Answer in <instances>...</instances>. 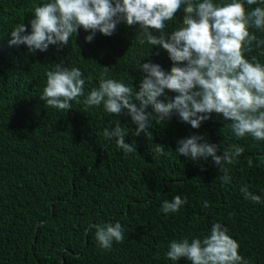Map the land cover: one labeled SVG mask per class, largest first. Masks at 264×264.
Returning a JSON list of instances; mask_svg holds the SVG:
<instances>
[{
	"label": "trees",
	"instance_id": "16d2710c",
	"mask_svg": "<svg viewBox=\"0 0 264 264\" xmlns=\"http://www.w3.org/2000/svg\"><path fill=\"white\" fill-rule=\"evenodd\" d=\"M46 2L0 0V264H190L167 258L170 242L203 239L214 223L228 229L248 264H264V141L237 139L215 113L199 129L176 115L169 122L152 119V136L137 137L126 111L117 117L102 105L86 109L75 101L69 111L46 106L40 100L45 73L56 64L80 69L85 96L102 74L138 91L144 75L139 64H158L166 72L172 67L166 51L156 55L157 48L140 45L138 26L124 23L110 37L97 32L91 43L85 41L91 33L81 28L69 45H50L44 52L10 46L13 28L24 23L30 33L34 8ZM256 6L264 3L245 5L249 11ZM182 16L181 10L166 31L178 27ZM249 31L264 40V31ZM244 56L264 64V45L253 42ZM175 95L165 90L160 99ZM115 120L128 131L125 142L136 148L133 153L103 135L105 128H115ZM192 135L221 146L218 155L231 144L243 147L237 162L227 166L229 183L218 179L223 172L211 158L193 162L178 156L177 141ZM154 144L164 145L165 155L152 153ZM245 185L262 203L244 199ZM176 195L187 204L164 214L163 201ZM115 222L122 224L125 239L105 250L92 226Z\"/></svg>",
	"mask_w": 264,
	"mask_h": 264
},
{
	"label": "clouds",
	"instance_id": "9594fccd",
	"mask_svg": "<svg viewBox=\"0 0 264 264\" xmlns=\"http://www.w3.org/2000/svg\"><path fill=\"white\" fill-rule=\"evenodd\" d=\"M264 3V0H261ZM245 5H258V0H48L36 6L29 21L31 32L24 23L17 24L10 32V46H27L29 52H44L50 45L67 46L70 37L79 29L91 34L85 37L91 43L99 32L105 37L114 34L117 25L138 26L135 36L140 45L147 43L168 53L172 62L170 71L151 62L139 64L144 74L139 90L133 91L122 81L106 79L102 74L98 87L85 96V79L79 68L56 64L47 71L46 86L40 96L46 106L69 111L73 101L83 103L85 108L103 106L107 114L120 116L126 111L135 125V136H152L151 120L169 122L173 115L193 129L211 119L213 113L229 123L237 139L251 136L264 141V64L256 57L244 56L253 42L259 47L264 40L249 31H264V6L250 11ZM182 22L172 31H166L167 22L174 21L181 11ZM158 33L154 35L153 33ZM152 47V48H153ZM105 73L107 67H104ZM165 90L177 93L174 97L160 99ZM84 96V100L79 98ZM134 101L139 102L134 103ZM152 108V113L146 109ZM115 128H105L103 135L114 141L125 153L136 148L126 143L128 131L115 120ZM203 137L192 135L177 141L178 156L193 162L211 158L223 176L218 179L230 182L228 165L237 162L244 149L238 144L221 146L200 142ZM152 153L165 155V146L154 144ZM249 167L252 159L248 160ZM201 170L204 169L201 167ZM245 200L254 204L262 198L249 191L245 185L240 189ZM187 199L176 195L171 201L164 200L161 211L176 213ZM204 202V207H208ZM99 245L110 250L113 242L123 243L125 230L120 222L94 225ZM239 244L228 235V229L214 223L210 234L191 241L184 238L173 240L166 256L176 262L185 259L190 264H248L238 252Z\"/></svg>",
	"mask_w": 264,
	"mask_h": 264
}]
</instances>
